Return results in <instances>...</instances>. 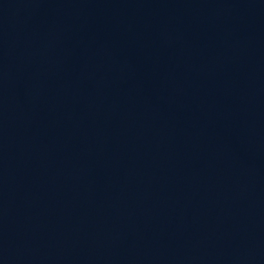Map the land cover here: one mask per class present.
<instances>
[{"label": "water", "instance_id": "95a60500", "mask_svg": "<svg viewBox=\"0 0 264 264\" xmlns=\"http://www.w3.org/2000/svg\"><path fill=\"white\" fill-rule=\"evenodd\" d=\"M0 264H264V0H0Z\"/></svg>", "mask_w": 264, "mask_h": 264}]
</instances>
